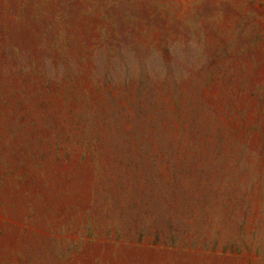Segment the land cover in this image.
Segmentation results:
<instances>
[{
	"label": "rangeland",
	"instance_id": "rangeland-1",
	"mask_svg": "<svg viewBox=\"0 0 264 264\" xmlns=\"http://www.w3.org/2000/svg\"><path fill=\"white\" fill-rule=\"evenodd\" d=\"M0 264H264V0H0Z\"/></svg>",
	"mask_w": 264,
	"mask_h": 264
}]
</instances>
